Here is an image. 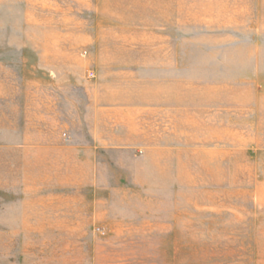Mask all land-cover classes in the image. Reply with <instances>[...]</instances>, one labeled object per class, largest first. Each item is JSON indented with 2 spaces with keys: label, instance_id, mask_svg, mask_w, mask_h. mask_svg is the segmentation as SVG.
<instances>
[{
  "label": "rangeland",
  "instance_id": "374dc122",
  "mask_svg": "<svg viewBox=\"0 0 264 264\" xmlns=\"http://www.w3.org/2000/svg\"><path fill=\"white\" fill-rule=\"evenodd\" d=\"M0 264H264V0H0Z\"/></svg>",
  "mask_w": 264,
  "mask_h": 264
},
{
  "label": "built area",
  "instance_id": "2783aa9c",
  "mask_svg": "<svg viewBox=\"0 0 264 264\" xmlns=\"http://www.w3.org/2000/svg\"><path fill=\"white\" fill-rule=\"evenodd\" d=\"M88 76L92 77V73H88Z\"/></svg>",
  "mask_w": 264,
  "mask_h": 264
}]
</instances>
